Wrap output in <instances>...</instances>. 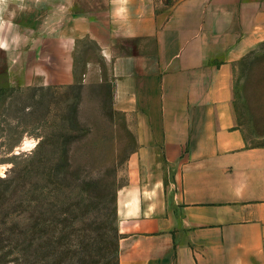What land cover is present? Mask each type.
<instances>
[{"label": "crops", "instance_id": "obj_1", "mask_svg": "<svg viewBox=\"0 0 264 264\" xmlns=\"http://www.w3.org/2000/svg\"><path fill=\"white\" fill-rule=\"evenodd\" d=\"M264 48V0H5L0 89L107 102L129 142L117 264H264V145L234 68Z\"/></svg>", "mask_w": 264, "mask_h": 264}, {"label": "rangeland", "instance_id": "obj_2", "mask_svg": "<svg viewBox=\"0 0 264 264\" xmlns=\"http://www.w3.org/2000/svg\"><path fill=\"white\" fill-rule=\"evenodd\" d=\"M234 110L264 145V48L234 68ZM107 102L75 89H0V264H117L129 142Z\"/></svg>", "mask_w": 264, "mask_h": 264}, {"label": "clouds", "instance_id": "obj_3", "mask_svg": "<svg viewBox=\"0 0 264 264\" xmlns=\"http://www.w3.org/2000/svg\"><path fill=\"white\" fill-rule=\"evenodd\" d=\"M5 2V0H0V4H3Z\"/></svg>", "mask_w": 264, "mask_h": 264}]
</instances>
